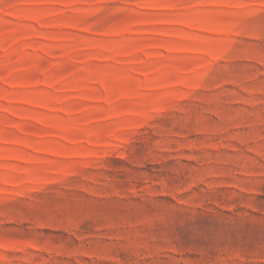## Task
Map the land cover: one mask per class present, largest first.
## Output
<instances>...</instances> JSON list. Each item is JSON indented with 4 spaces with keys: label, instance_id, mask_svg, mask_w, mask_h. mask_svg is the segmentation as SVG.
<instances>
[{
    "label": "rangeland",
    "instance_id": "obj_1",
    "mask_svg": "<svg viewBox=\"0 0 264 264\" xmlns=\"http://www.w3.org/2000/svg\"><path fill=\"white\" fill-rule=\"evenodd\" d=\"M0 264H264V0H0Z\"/></svg>",
    "mask_w": 264,
    "mask_h": 264
}]
</instances>
